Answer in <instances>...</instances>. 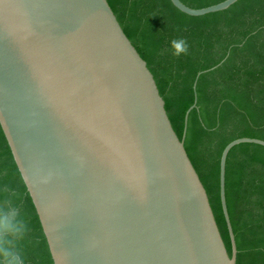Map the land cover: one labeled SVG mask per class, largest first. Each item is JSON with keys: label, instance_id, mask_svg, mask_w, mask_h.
Instances as JSON below:
<instances>
[{"label": "water", "instance_id": "1", "mask_svg": "<svg viewBox=\"0 0 264 264\" xmlns=\"http://www.w3.org/2000/svg\"><path fill=\"white\" fill-rule=\"evenodd\" d=\"M171 1L203 16L239 0ZM0 124L54 264V254L64 264H237L227 157L264 140L237 139L221 156L230 255L155 78L108 0H0Z\"/></svg>", "mask_w": 264, "mask_h": 264}, {"label": "trees", "instance_id": "2", "mask_svg": "<svg viewBox=\"0 0 264 264\" xmlns=\"http://www.w3.org/2000/svg\"><path fill=\"white\" fill-rule=\"evenodd\" d=\"M181 1L202 9L225 0ZM108 2L155 78L231 255L221 203V156L237 139L264 140V0H239L224 11L203 16L188 15L171 0ZM177 38L187 42L186 54L173 55L171 41ZM195 104L185 134V117ZM226 201L237 264H264V146L242 143L232 148L226 163ZM0 207L17 208L27 225L19 241L25 264H54L1 124Z\"/></svg>", "mask_w": 264, "mask_h": 264}, {"label": "clouds", "instance_id": "3", "mask_svg": "<svg viewBox=\"0 0 264 264\" xmlns=\"http://www.w3.org/2000/svg\"><path fill=\"white\" fill-rule=\"evenodd\" d=\"M171 48L173 55L179 56L187 53L188 44L184 39L177 38L171 41ZM27 230V225L17 208L0 207V264H25L19 241L24 238ZM54 256L55 264H64L65 257L62 254Z\"/></svg>", "mask_w": 264, "mask_h": 264}]
</instances>
